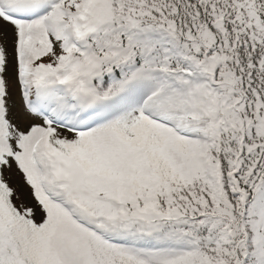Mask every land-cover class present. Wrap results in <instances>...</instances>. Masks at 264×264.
Segmentation results:
<instances>
[{
	"label": "snow or ice",
	"instance_id": "6c2138e0",
	"mask_svg": "<svg viewBox=\"0 0 264 264\" xmlns=\"http://www.w3.org/2000/svg\"><path fill=\"white\" fill-rule=\"evenodd\" d=\"M0 264H264V0H0Z\"/></svg>",
	"mask_w": 264,
	"mask_h": 264
}]
</instances>
